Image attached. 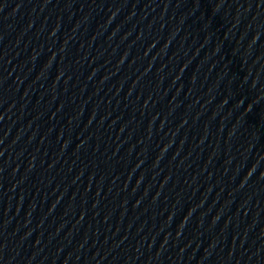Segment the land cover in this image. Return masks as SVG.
<instances>
[{
	"label": "water",
	"instance_id": "obj_1",
	"mask_svg": "<svg viewBox=\"0 0 264 264\" xmlns=\"http://www.w3.org/2000/svg\"><path fill=\"white\" fill-rule=\"evenodd\" d=\"M0 264H264V0H0Z\"/></svg>",
	"mask_w": 264,
	"mask_h": 264
}]
</instances>
